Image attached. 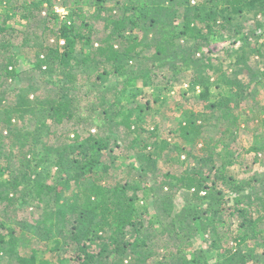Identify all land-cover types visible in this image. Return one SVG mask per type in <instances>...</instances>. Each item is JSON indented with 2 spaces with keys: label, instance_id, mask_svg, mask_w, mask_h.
Listing matches in <instances>:
<instances>
[{
  "label": "trees",
  "instance_id": "16d2710c",
  "mask_svg": "<svg viewBox=\"0 0 264 264\" xmlns=\"http://www.w3.org/2000/svg\"><path fill=\"white\" fill-rule=\"evenodd\" d=\"M57 1L0 0V146L7 137L15 149L6 158L0 149V201L44 209L41 220L17 225L56 253V263L40 257L39 249L20 254L17 229L0 220V264H264V178H236L230 171L236 161L219 153L222 138L203 139L202 132L212 120L224 137L240 129L237 110L250 93L224 75V64L215 66L211 45L215 39L235 45L241 36V48L227 53L237 56L236 65L245 63L249 38L264 29V0H60L64 17ZM17 17L29 31L9 25ZM251 20L255 26L248 28ZM16 33L23 37L21 50L34 54L28 71L18 69ZM166 66L174 75L163 73ZM183 68L193 69L189 88L201 91L210 113L186 122L181 138L195 146L202 139L207 156L165 174L158 153L147 151L160 149L156 135L143 137L145 129L121 98H138L161 75L174 86ZM112 78L118 83L110 88ZM45 85L46 97L39 94ZM212 88L220 89L218 102L210 100ZM94 94L85 114L83 101ZM28 120H35L33 130L18 128ZM122 129L137 135V182L114 178V158L105 160ZM253 150L258 157L264 144ZM144 188L163 197L154 214L138 204ZM181 191L191 194L190 205L176 213ZM201 233L209 242L201 256L217 253L211 262L191 254Z\"/></svg>",
  "mask_w": 264,
  "mask_h": 264
},
{
  "label": "rangeland",
  "instance_id": "374dc122",
  "mask_svg": "<svg viewBox=\"0 0 264 264\" xmlns=\"http://www.w3.org/2000/svg\"><path fill=\"white\" fill-rule=\"evenodd\" d=\"M206 1L209 0H193L192 4L195 5ZM59 3L60 0L56 2L55 9L64 17L67 15V10L62 8ZM110 4L113 7L115 6L114 3ZM181 21L182 19L179 20V22ZM9 25L16 31L22 33L27 32L28 30L26 27L27 22L19 17L11 20ZM247 26L248 28H252L255 26V23L251 20L247 23ZM51 27L53 26L51 25ZM139 32L142 36L141 31ZM22 38V35L18 33L15 34L14 40L18 48H16L14 52L20 55L18 69L24 72L30 69V63L34 58V54L29 47L21 50L22 47L20 46ZM50 40L51 44L53 39L50 38ZM213 41L214 43L211 45L212 56L218 58L214 61L215 66L219 67L221 64H224V75L230 80L233 79L240 82L245 88L244 91L250 93V97L244 99L241 107L237 110V113L240 114L241 126L234 136L224 137L221 133L222 128L218 125V121L212 120L208 121L202 129L203 139L213 138L218 141L222 138L219 153L222 158L234 159L236 161L237 165L230 168V171L236 178L250 179L254 176H258V179L261 177L264 178V153L257 157V152H255V150L249 152V150L264 144V57L257 53L262 52L264 55V29L258 30L254 35H251L248 40L249 50L245 56V63H238L237 65L233 63L237 60V56L234 55L229 58L227 50L228 52L239 50L244 42L242 37L239 36L235 45L218 39ZM152 53V49L146 51V55L148 56ZM230 62L231 66L228 65ZM144 64L149 65V62L144 60ZM169 69L170 67L166 66L163 72L166 73L168 77L174 75L168 71ZM175 76L180 78V81L176 82L174 86L171 85V82H166L162 75L155 78V86L153 88H143L142 81H138L136 87L143 88L142 94L136 99L129 97L121 98L125 109L133 110L134 117L145 129L143 137H147L150 133L156 135L160 149H153L151 147L147 151L158 153L156 155L158 159V167L165 174L171 172L181 173L188 167L195 166L197 160L207 156V151L202 150V139L198 140L200 144L195 146L181 138V127L185 125L186 122L193 119L195 120V116H198L200 113H204L205 115L210 113L205 112L206 110L204 107L206 106V103L200 98L201 91L199 89L193 91L189 88V83L193 78V69L183 68V72H175ZM52 79L53 77H50L48 80L50 81ZM25 83H28V81L26 80L24 82H16L12 84L13 87H15L19 84L24 85ZM117 83L118 80L116 81L115 78H112L111 83L108 86L113 88ZM170 85L173 88H170ZM110 88L108 89L111 90ZM46 89L47 86L45 85L44 88L40 90L39 94L46 97L48 94ZM54 90L55 88L50 87L49 91L53 93ZM219 93L220 89H211V102H218ZM112 94H114V92ZM95 97L96 95L94 94L90 99L83 101V107L85 108L83 111H85V114L87 113L86 109L88 104L92 102L91 100H95ZM200 124V121L197 122V125ZM95 125L97 124L95 123ZM65 127L68 128V125H65ZM18 128L31 131L35 128V120H28L26 122L21 121ZM51 129L55 131L64 130V126H54L53 128L51 127ZM95 129H93L92 132H96ZM46 130L45 132L47 133ZM4 135L6 136V132H4ZM113 137L114 139L111 142V148L109 151H106L104 155L105 160L108 163L111 160L110 157L114 158V165L110 170L111 175L116 179L128 178L137 182L139 177L137 172L139 171L136 170L140 168V163L136 159V150L133 146V140L137 135L134 132L130 133L129 131L122 129L119 134ZM48 139H51V142L54 144H58L54 139L46 138L47 141ZM0 149L3 151L2 157L11 155V152L15 153V149L7 137H5ZM15 161L16 159L14 162ZM55 172L56 169L54 170V173ZM5 179H8V176L2 178V180ZM54 181L55 180L53 179H49L50 184ZM150 185L152 186L153 183L151 182ZM2 190L4 189L2 188ZM155 193L157 194L156 197L153 196V191L149 188H144L143 192H139L140 201L138 204L141 207H148L151 214L155 213L158 203L161 198H163L160 192L156 191ZM190 199V193L181 191L174 201L176 213L189 206ZM7 206V201H0V220L17 229L16 235L19 243L17 250L20 254L30 255L32 249H39L40 257L43 256L44 259L56 263V253L51 252L49 250L50 247L47 246L46 243L40 242L39 238H36L31 234L21 232L19 229L20 226L17 225L20 222L33 224V221L38 219L41 220L45 210L28 206L20 207V209H18L16 205ZM3 232L6 233L5 230ZM220 233H222V230H220ZM256 245L257 242H250L246 249L251 250L253 247H256ZM208 247L209 242L207 237L201 233L194 240V247L191 249V254L195 256L196 253L198 257H202L201 250H206ZM257 251L258 253H262L263 250L258 246ZM203 253L205 256L201 258L202 261L210 260V262L212 259H215L213 257L217 254L216 252L210 253L209 251H203Z\"/></svg>",
  "mask_w": 264,
  "mask_h": 264
}]
</instances>
